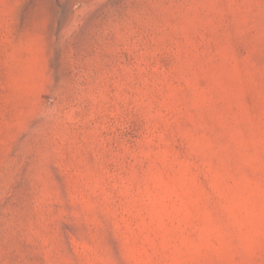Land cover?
<instances>
[{
    "label": "rangeland",
    "instance_id": "1",
    "mask_svg": "<svg viewBox=\"0 0 264 264\" xmlns=\"http://www.w3.org/2000/svg\"><path fill=\"white\" fill-rule=\"evenodd\" d=\"M0 264H264V0H0Z\"/></svg>",
    "mask_w": 264,
    "mask_h": 264
}]
</instances>
